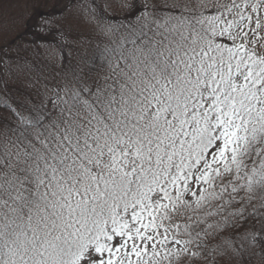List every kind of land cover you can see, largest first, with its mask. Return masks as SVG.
<instances>
[{"label": "snow or ice", "instance_id": "6c2138e0", "mask_svg": "<svg viewBox=\"0 0 264 264\" xmlns=\"http://www.w3.org/2000/svg\"><path fill=\"white\" fill-rule=\"evenodd\" d=\"M4 3L0 264H264V0Z\"/></svg>", "mask_w": 264, "mask_h": 264}, {"label": "rangeland", "instance_id": "374dc122", "mask_svg": "<svg viewBox=\"0 0 264 264\" xmlns=\"http://www.w3.org/2000/svg\"><path fill=\"white\" fill-rule=\"evenodd\" d=\"M96 5H99L100 12L105 17H123L127 13V9H123L119 6H117L116 0H94ZM132 2V0H130ZM143 0H139V3L137 5L140 7L142 6ZM3 7L14 9L15 3L14 0H5V3L3 4ZM63 7V0H47V7L44 6L43 3L38 5L37 10L29 9V15L32 16L31 19H27V26L22 25L17 31L22 32V38L18 39L17 44L11 49L7 51V55L11 56L13 59L16 58V48L17 47H23L24 43L26 41H30L34 38L33 36V29L44 22V18L47 16L48 12L55 11L56 13H59L62 11ZM61 17L59 15H56L55 20H60ZM47 39L54 40L56 39L55 36H48ZM68 41L69 44L76 43L77 45H80L81 42L84 43L85 46L88 47L89 51L91 52L93 49H98L104 47L106 43H108V40L106 37L101 35L99 32H95L91 29V27L85 23H81L78 26H75L70 34H68ZM4 53H0V55H3ZM21 55H28L31 58V53H24L22 52ZM36 63H40L39 61H36ZM47 83L49 87H52V82L50 81H41L40 83H37L35 88H25L22 84L19 83H13L10 84V87L18 88L20 90V93H24L25 95H30L34 100L39 101L40 96L38 95V92H43V84ZM51 105L49 104V108ZM181 227L183 228V224H181ZM259 227V225H257ZM253 264H259L258 259L253 260Z\"/></svg>", "mask_w": 264, "mask_h": 264}, {"label": "trees", "instance_id": "16d2710c", "mask_svg": "<svg viewBox=\"0 0 264 264\" xmlns=\"http://www.w3.org/2000/svg\"><path fill=\"white\" fill-rule=\"evenodd\" d=\"M141 6V5H140ZM137 7H139L138 5H137ZM69 46L70 47H73V48H76V47H78L79 45H77L76 43H73V44H69ZM103 49V47H101V48H99V50H102ZM91 52H97V54H98V49H93ZM181 229H182V227H181Z\"/></svg>", "mask_w": 264, "mask_h": 264}]
</instances>
